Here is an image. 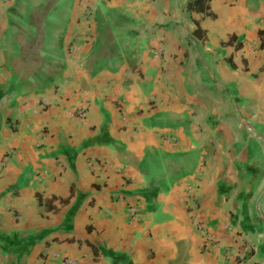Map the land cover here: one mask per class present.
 <instances>
[{
  "label": "crops",
  "instance_id": "crops-1",
  "mask_svg": "<svg viewBox=\"0 0 264 264\" xmlns=\"http://www.w3.org/2000/svg\"><path fill=\"white\" fill-rule=\"evenodd\" d=\"M186 1L0 0V264H264V0Z\"/></svg>",
  "mask_w": 264,
  "mask_h": 264
},
{
  "label": "built area",
  "instance_id": "built-area-1",
  "mask_svg": "<svg viewBox=\"0 0 264 264\" xmlns=\"http://www.w3.org/2000/svg\"><path fill=\"white\" fill-rule=\"evenodd\" d=\"M151 51L155 57L160 56V53L158 50L152 49ZM73 114L76 117H83L85 114V105L76 106L73 110ZM127 212L130 214L131 217H135V208L134 207H132V206L127 207ZM202 231L206 236V239H207L206 241L209 242L211 240V238H213V236L208 234L203 228H202ZM206 244L207 243H204L203 247L206 246ZM50 255L55 259L59 258V264H77L76 261H74V260H72L66 256H60L59 257V255L57 253H54V252H51Z\"/></svg>",
  "mask_w": 264,
  "mask_h": 264
},
{
  "label": "trees",
  "instance_id": "trees-1",
  "mask_svg": "<svg viewBox=\"0 0 264 264\" xmlns=\"http://www.w3.org/2000/svg\"><path fill=\"white\" fill-rule=\"evenodd\" d=\"M185 9L200 11L207 7V0H187L184 4ZM193 34H198V26L193 29Z\"/></svg>",
  "mask_w": 264,
  "mask_h": 264
}]
</instances>
